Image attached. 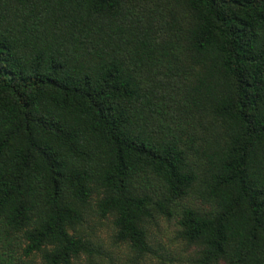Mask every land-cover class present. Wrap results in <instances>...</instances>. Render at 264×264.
<instances>
[{"label":"trees","instance_id":"trees-1","mask_svg":"<svg viewBox=\"0 0 264 264\" xmlns=\"http://www.w3.org/2000/svg\"><path fill=\"white\" fill-rule=\"evenodd\" d=\"M90 213L264 264V0H0V264L95 255Z\"/></svg>","mask_w":264,"mask_h":264},{"label":"rangeland","instance_id":"rangeland-1","mask_svg":"<svg viewBox=\"0 0 264 264\" xmlns=\"http://www.w3.org/2000/svg\"><path fill=\"white\" fill-rule=\"evenodd\" d=\"M150 231L152 239L167 247L173 264H195L194 259L199 254V248L189 246L181 240L175 219L167 221L159 218L150 224ZM78 232L89 239L98 252L93 256L84 254L76 259L73 264H104L106 261L104 257L114 259L113 262L115 263H119L118 258H123L125 264L126 260H128L127 264L132 262L129 260L131 255L129 250L115 239V230L111 219H101L99 215L93 213L87 214V221L78 227ZM157 251L159 253L140 264H161L164 262L163 257L161 258L163 251L158 248ZM136 262L137 260H135V264H139ZM220 264L226 263L221 262Z\"/></svg>","mask_w":264,"mask_h":264}]
</instances>
